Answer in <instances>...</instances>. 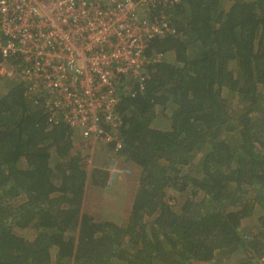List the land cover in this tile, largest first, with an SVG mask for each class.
Instances as JSON below:
<instances>
[{
  "label": "trees",
  "instance_id": "obj_1",
  "mask_svg": "<svg viewBox=\"0 0 264 264\" xmlns=\"http://www.w3.org/2000/svg\"><path fill=\"white\" fill-rule=\"evenodd\" d=\"M172 21L177 33L148 45L145 88L118 106L119 155L141 169L123 223L84 211L88 186L109 173L86 166L75 131L49 124L20 80L0 98V264H224L238 252V264H259L264 0H181ZM169 192L186 195L179 209Z\"/></svg>",
  "mask_w": 264,
  "mask_h": 264
},
{
  "label": "built area",
  "instance_id": "obj_2",
  "mask_svg": "<svg viewBox=\"0 0 264 264\" xmlns=\"http://www.w3.org/2000/svg\"><path fill=\"white\" fill-rule=\"evenodd\" d=\"M180 1L0 0V75L22 81L49 124L78 133L89 169L97 149L109 146L112 182L132 172L119 164L121 94L145 88L148 45L177 33L172 16Z\"/></svg>",
  "mask_w": 264,
  "mask_h": 264
},
{
  "label": "rangeland",
  "instance_id": "obj_3",
  "mask_svg": "<svg viewBox=\"0 0 264 264\" xmlns=\"http://www.w3.org/2000/svg\"><path fill=\"white\" fill-rule=\"evenodd\" d=\"M169 54L170 55H168V57L170 59H173V57H174L173 53H169ZM16 80L17 79H15L14 81H10V80L4 79L0 75V98L4 95L5 91L7 89H9L14 82H16ZM233 106L235 107V102L233 103ZM157 111H158V113H157V117H156V124L162 128L168 127V122H167V119H166L164 113H162V111L159 107H158ZM74 143L76 145V149H78L80 151L83 150V148L80 145V138H79V135L77 132H75ZM99 149H97L96 154H95L96 161H97L98 151H101V153H103V156L105 157V159L101 163L97 162V164L98 165H102V164L105 165V168L108 170V168L112 166V163L109 164V161L112 159L111 148L109 146H105L104 149H101V148H99ZM119 164L121 166L123 165L124 167H127L128 169L132 170V172L127 176L126 180H118V179H121V176H120L121 174H120L112 182H111L110 178L106 182V184H102V185L95 186V184H93L91 182V184L87 188L88 204L85 203V206H86L87 210L92 211L95 214H97V217H102V214L104 216H106V215L110 214L109 212H112V211L117 212V210H119L118 212H122V213L118 217L115 218V221H117V220L121 219L123 214H125V211L128 209V206H130L128 204L130 202L132 194L134 193L133 191L135 189L134 184H131L130 181L135 178L136 173L133 170L132 166L129 165L125 161V159L119 160ZM105 168H103V169L106 170ZM100 180H102V178H100ZM92 194H94V196H93L92 202H90L89 200L92 198ZM169 196L172 197L173 202H175V200H176L177 208L179 209L181 206L180 201L183 198H185L186 195L178 194L176 192H169L168 198H169ZM104 199L106 200V202L102 206V202H103L102 200H104ZM107 203H111V206L108 207L106 205ZM101 212H102V214H101ZM115 216H117V215L114 214V217ZM124 219L125 218L122 219V223H123V221H125ZM255 220H256L255 216L247 217L243 220V223L240 226L242 229L241 232L243 235L248 236V237H250V236L252 237L253 235H255L259 231V226L257 225ZM119 223H121V222H119ZM242 256H243V254L241 252H238V254L233 256L232 261H229V259L227 258V259L223 260V263L224 264H238V262L241 260ZM255 260L257 261L258 259H255ZM199 264H204V263H199Z\"/></svg>",
  "mask_w": 264,
  "mask_h": 264
},
{
  "label": "crops",
  "instance_id": "obj_4",
  "mask_svg": "<svg viewBox=\"0 0 264 264\" xmlns=\"http://www.w3.org/2000/svg\"><path fill=\"white\" fill-rule=\"evenodd\" d=\"M105 147H102L101 149H104ZM100 150V149H99ZM105 159V157L103 156V153H101V151H98V153H97V161H96V159H95V164H94V168H101V169H103V168H105V165H98L97 164V162H99V163H101L103 160ZM111 163V161H109V164ZM129 165H131L132 166V168H133V170L135 171V178L133 179V180H131L130 181V183L131 184H134V193L132 194V197H131V199H130V202H129V204L128 205H130V206H128V209L125 211V214H123V216L121 217V221L120 220H117V221H115V218L116 217H118L122 212H118L119 210H117V212L116 211H112V212H109L110 214H108V215H106V216H104L103 214H102V212H101V214H102V217H97V214H95L94 212H92V211H89V210H87V208H86V206H85V203H87L88 204V192L86 193V196H85V202H84V211L85 212H87V213H90L91 215H93V216H95L96 218H101V219H106V220H112V221H115V222H117V223H119V222H122V219L123 218H127L128 217V215H129V213H130V210H131V207H132V203H133V199H134V195H135V192H136V188H137V185H138V181H139V178H140V173H141V169L137 166V165H135V164H132V163H129V162H127ZM108 164V165H109ZM123 166V165H122ZM124 167V166H123ZM125 168H127V167H125ZM106 169V168H105ZM105 171H107L108 173H109V177H108V179H107V181L109 180V178H111V172L109 171V168H108V170L106 169ZM121 176V179H118V180H126L127 179V176L128 175H124V174H121L120 175ZM119 176V177H120ZM118 177V178H119ZM95 186H97V185H95ZM89 187V186H88ZM92 189V188H91ZM93 196H94V194H92V198L89 200L90 202H92V199H93ZM103 202H102V206L105 204V202H106V200L104 199V200H102ZM108 207H110L111 206V203H107L106 204ZM113 207V206H112ZM114 214L115 215H117V216H115L114 217ZM114 217V218H113Z\"/></svg>",
  "mask_w": 264,
  "mask_h": 264
}]
</instances>
